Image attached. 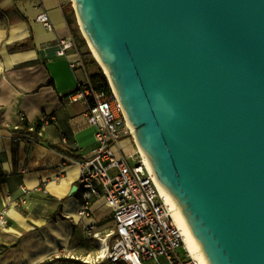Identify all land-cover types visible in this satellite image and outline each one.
I'll return each instance as SVG.
<instances>
[{
  "label": "water",
  "instance_id": "1",
  "mask_svg": "<svg viewBox=\"0 0 264 264\" xmlns=\"http://www.w3.org/2000/svg\"><path fill=\"white\" fill-rule=\"evenodd\" d=\"M209 264H264V0H71Z\"/></svg>",
  "mask_w": 264,
  "mask_h": 264
},
{
  "label": "crops",
  "instance_id": "2",
  "mask_svg": "<svg viewBox=\"0 0 264 264\" xmlns=\"http://www.w3.org/2000/svg\"><path fill=\"white\" fill-rule=\"evenodd\" d=\"M70 3L73 7L71 0H0V110L5 123L19 125L21 113L31 122L54 116L43 122V136L80 157L70 158L0 129V214L5 207L9 214L0 229V264H43L59 257L94 264L92 259L84 260L92 258L98 248L86 235L85 223L96 222L97 230L103 232L112 226L96 217L99 202L90 218L79 215V164L94 154L97 142L88 106L68 97L86 73L81 67H71L78 58L75 49L59 54L62 39L75 40L66 17ZM42 12L48 13L51 28L37 20ZM74 17L80 34L76 13ZM89 69L94 72L97 67ZM42 180L49 182L47 192L34 190ZM22 185L30 189L26 196Z\"/></svg>",
  "mask_w": 264,
  "mask_h": 264
},
{
  "label": "built area",
  "instance_id": "3",
  "mask_svg": "<svg viewBox=\"0 0 264 264\" xmlns=\"http://www.w3.org/2000/svg\"><path fill=\"white\" fill-rule=\"evenodd\" d=\"M37 20L51 28L47 12ZM75 49L77 60L71 67H81L86 73L83 82L69 96L70 101H81L88 106V119L96 129L97 148L94 154L80 161L78 186L82 202L79 215L90 218L93 207L107 206L113 211L112 226L107 231L96 228V222L85 223V233L97 243L93 262L109 261L113 264H201L187 247L185 236L174 218V209L161 193L153 169L149 167L139 149L127 154L121 139L134 132L123 107L109 81L110 91L93 87L77 43L73 38L61 40L60 55ZM45 115L43 122L54 120ZM48 180H42L34 190L47 192ZM26 196L30 189L21 186ZM21 203L25 198L20 199ZM6 207L0 214V229L8 222ZM79 258V257H77ZM84 260L91 261L84 257Z\"/></svg>",
  "mask_w": 264,
  "mask_h": 264
},
{
  "label": "trees",
  "instance_id": "4",
  "mask_svg": "<svg viewBox=\"0 0 264 264\" xmlns=\"http://www.w3.org/2000/svg\"><path fill=\"white\" fill-rule=\"evenodd\" d=\"M69 8L70 9L66 11V17H67L69 25L74 31V36H75V40L77 43V47L81 52V57L83 59L84 65L87 71L89 72L91 83L93 87L97 90L110 91L109 80H108L107 75L104 73L103 69L100 67L98 61L92 55V51L86 48L88 46L86 38L78 34L77 30L74 28V24L76 22V19L74 17L75 10L72 7L71 3L69 5ZM91 66H96L97 69L94 72H90L89 68ZM76 89L70 92L68 94V97L71 94H73L76 91ZM0 129H8L16 137H20L23 139H27V140L34 141L39 144L48 146L49 148L56 150L60 152L61 154L68 156L70 158H74L76 160H79L80 158L78 155L73 153L71 150L61 147L57 144L50 143L42 134L43 121L38 117L35 118L31 122L21 113V121L19 125L17 126L7 125L3 117V110H0ZM58 261H61V262L67 261V262L79 263V264H93V263H86L80 259H72V258H65V257L54 258L53 260L46 261L43 264H52ZM109 264H113V263L110 262Z\"/></svg>",
  "mask_w": 264,
  "mask_h": 264
},
{
  "label": "bare ground",
  "instance_id": "5",
  "mask_svg": "<svg viewBox=\"0 0 264 264\" xmlns=\"http://www.w3.org/2000/svg\"><path fill=\"white\" fill-rule=\"evenodd\" d=\"M80 29H81L82 34L86 37V34H85L84 30L82 28H80ZM89 47H90V50L93 53L94 58L98 61L99 65L105 70L106 74L109 77V71L107 70V68H106L103 60L101 59L100 55L97 53V51L94 49V47L91 45L90 42H89ZM110 84L113 87L112 81H110ZM130 126H131V128H132V130L134 132V127L131 124H130ZM138 149H139L140 153L143 155V157L145 158V161L147 162L149 167L152 169V166H151V163H150L149 159L146 157V155L143 153V151L141 150V148L139 146H138ZM159 186H160V189H161V193L166 197L168 203H170L171 206L174 209L175 221H176L177 225L180 227V229L182 230V232H183V234L185 236V241H186L187 247L191 251L192 255L194 257L198 258L201 261V264H209L205 254L203 253V250H202L200 244L198 243L197 239L193 235V232H192V230H191V228L189 226V223L187 222L185 216L181 212L178 204L173 199V197L160 184H159ZM105 207L107 208V206H103L101 208H105ZM14 216L18 220L21 219L20 216H18L16 214H14ZM87 258L90 259L91 256H87Z\"/></svg>",
  "mask_w": 264,
  "mask_h": 264
},
{
  "label": "rangeland",
  "instance_id": "6",
  "mask_svg": "<svg viewBox=\"0 0 264 264\" xmlns=\"http://www.w3.org/2000/svg\"><path fill=\"white\" fill-rule=\"evenodd\" d=\"M79 33H80V35H82L84 37V35L82 34L80 28H79ZM86 48L90 49L89 45ZM92 55H93V53H92ZM121 144L126 149V152H127L128 155L133 153L134 145H133L131 137H126V138L121 139ZM135 145H136V143H135ZM136 147H137V145H136ZM97 216L101 217L103 219V223L105 225H109V224L111 225V223L113 221V211H111V209H109L108 207L107 208L106 207L105 208H101V209L97 210L96 217ZM87 259H89V258H87ZM89 260H91V258ZM109 263L110 262H108V261H104V262H96L94 264H109Z\"/></svg>",
  "mask_w": 264,
  "mask_h": 264
}]
</instances>
